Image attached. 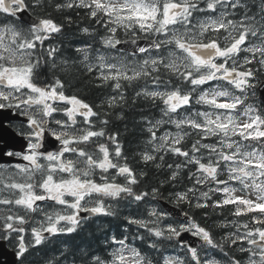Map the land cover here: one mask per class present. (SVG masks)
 Masks as SVG:
<instances>
[{"label": "clouds", "instance_id": "clouds-1", "mask_svg": "<svg viewBox=\"0 0 264 264\" xmlns=\"http://www.w3.org/2000/svg\"><path fill=\"white\" fill-rule=\"evenodd\" d=\"M88 2L25 0L24 10L30 13V18L17 15V7L10 0L0 3V67L30 64L29 82L34 87L47 90L59 82L62 85L59 92L79 97L95 112V116L85 122L80 113L71 105L62 104L58 98H41L43 102L34 99L30 108L21 110L33 121L34 130L41 131L35 140L40 148L45 146L43 131L54 139L58 137L61 142L75 139L77 143L68 145L70 151L59 160H49L47 153H40L37 164L30 171L23 170L29 167L27 164L23 169L0 164V201L7 199L10 202L9 208L0 207V233H4L0 239L11 238V245L17 249L13 233L4 230L10 212L13 216H22L25 221L21 231L25 251L22 258L18 257V264H194L190 251L193 247L199 250L200 264H205L206 256L214 258L215 264H250L254 258L255 264H262L258 259V247L234 244L244 231L239 225L248 223L253 227L250 220L237 218L233 209L213 208L209 202H215L217 198L241 196L247 199L258 195L253 187L255 171L248 173L254 179H240L237 174L238 182L228 183L231 169L240 168L242 164L225 163L223 154L237 145L251 152L264 150V141L250 142L236 135L240 124L256 116L264 118V99L260 94L264 90V52L254 57L251 53L245 56V49L241 48L234 55L193 66L187 50L176 46L178 39H187L195 45L213 38L225 46L229 43L224 35L206 32L201 26L199 13L208 0H187L194 13L191 20L182 25L177 21L176 26L167 29L169 35L163 38L156 31L159 20L150 22L153 26L148 28L139 26L135 20L114 22L102 13L92 18L84 7ZM126 2L105 0L114 8ZM69 3H79L81 7H66ZM141 3L156 9L162 8L168 0H141ZM235 3L242 6L234 8L222 4L221 7L226 8V15H231L234 20L241 16L247 19L252 33L249 36L251 45L264 44V0H235ZM5 9L11 10L12 14ZM76 9L86 11L78 19H68L66 14ZM40 18L55 20L60 28L54 37H50L57 50L52 56L47 55L44 46L28 47L37 35L43 37V33L35 31ZM222 18L216 17L218 21ZM73 24L76 25V38L84 43L74 45L69 42L72 33L68 29ZM106 40H111L112 44L118 40L119 44L113 47L106 44ZM156 44H161L162 50L157 51ZM139 48L147 49V52H140ZM206 51L215 54L214 49ZM245 58L253 61V75L243 89L234 87L230 77L221 78L223 71L215 78H209L213 71L211 63L219 61L247 68ZM109 64L122 73L127 70L130 76L136 74V78L98 79L107 73ZM186 69H191L188 80L183 76ZM116 83L120 85L118 89L114 86ZM154 92L162 95L153 96ZM170 93L186 96L190 102L170 111L163 103L164 96ZM0 94L22 98L33 95L22 88L9 90L4 84H0ZM237 98L239 103L235 108L225 110L217 106L235 103ZM4 107H8L7 102ZM12 109L20 114L16 108ZM80 111L82 113L83 109ZM197 124L206 126L209 131H197ZM220 124L229 127L217 128ZM14 125L18 134L31 135L29 129L19 123L14 122ZM150 126L162 129V136L179 139L184 151L190 155L171 154L161 139H152L148 131ZM92 129L97 135L82 141ZM202 136H207L208 142L201 139ZM112 137L116 138L115 142ZM114 143L119 145V155ZM57 149L63 152L61 143L55 148L49 147L52 153H57ZM146 153L150 158L145 157ZM193 158L215 166L216 179L197 171L191 163ZM125 168L133 173L131 178L123 171ZM220 177L225 180L223 188L218 184ZM130 179L134 182L130 183ZM13 182L46 199L32 208L17 207L15 200L20 193L5 187L6 183ZM42 185L50 191L44 192ZM121 187L124 191H120ZM177 192H184L187 199H178ZM260 194L264 195V190ZM76 203L78 209L71 206ZM198 203H209L207 211L199 212ZM97 207H102L104 212L90 211ZM73 216L75 224L67 219ZM124 221L127 223L122 226V231H117L116 226ZM178 221H184L185 226ZM49 223H54L57 231L42 235L41 243L34 244L32 229L43 230ZM195 225L211 233L214 247L210 248L194 234ZM185 231L195 239L182 241ZM65 233L75 234L79 240L74 242L64 237Z\"/></svg>", "mask_w": 264, "mask_h": 264}, {"label": "snow or ice", "instance_id": "snow-or-ice-1", "mask_svg": "<svg viewBox=\"0 0 264 264\" xmlns=\"http://www.w3.org/2000/svg\"><path fill=\"white\" fill-rule=\"evenodd\" d=\"M11 3L15 4L18 12H22L25 7V0H10ZM0 3H3V0H0ZM222 4H228L230 7L239 8L242 5L235 3V0H208L206 5H202V11L199 13L201 18L200 23L204 30L210 31L215 34H222L226 39L229 40L227 46L223 44H219L215 38L208 40L206 43L201 45H195L188 42L187 39L176 41V46L181 49H186L187 53L192 58V64L195 67H199L208 63L210 60H216L217 57H227L229 55H234L238 53L241 48L245 49V56L247 53H251L254 57L259 52H264V44L261 45H251L249 42V36L252 33L249 31V25L247 19L241 16L239 19L234 20L231 15H226V8H222ZM66 7H76L79 8L81 5L79 3H69L65 5ZM89 10V15L92 18L97 17L99 13H102L106 17H111L114 22H122L135 20L138 22L141 27L151 28L153 25L150 22H155L159 20V26L156 29L158 36L163 38L164 36L169 35L167 29L170 26H176L177 21L181 22V25L185 21H190L192 16L194 15L192 6L187 0H168V3L164 4L162 8H152L147 6L146 4H142L141 0H127V2L120 6L119 8H114L110 3L106 4L105 0H89L88 4L84 5ZM9 15H11V10L5 9ZM223 17L221 20H217V16ZM38 27L35 31L39 33H43V37L37 35L29 44L28 47L30 49H35L37 47H42L45 44H48L46 48V52L48 56H52L56 53V48L54 45L50 43V37H54L59 31V25L55 20L40 18L37 21ZM190 26V25H189ZM111 31L115 32V29ZM234 33V35H233ZM106 44H112L111 40H106ZM119 41L117 40L113 47L117 46ZM157 51L162 50L161 44L155 45ZM206 49H214L215 54L212 55L210 52L206 51ZM140 52L146 53L147 49L139 48ZM155 56V53H153ZM253 61L245 58V64L248 65L245 68L243 65L240 68H237L235 65L229 66L223 62L217 61V63H211L210 67L213 69L210 79L216 77L218 73L223 71V76L221 78H231V82L234 87L238 89H243L248 85L253 73L251 71ZM217 64L219 66H217ZM103 67V65H101ZM32 67L31 65H26L24 67H18L15 64H5L0 67V84H4L7 86L9 90L12 89H23L27 92L33 93V95H29L26 98L17 97V96H6L0 94V109H12L16 108L20 111V115L25 117L24 121H17L24 128L29 129L31 135H23V139L25 143L20 145L19 151L8 150L9 145L6 141H3V138L0 137V161L10 160L12 158H16L18 160H22L26 163H17L12 165V167L23 169V165L27 164L29 167L27 169H23L25 171H30L32 166H35L40 158V153H47V159L49 160H59L61 155H67L68 151H70L68 145L77 143L75 139H68L64 141H59V138H53L49 135L48 132L43 131L44 137V147L40 148V146L35 143V140L40 137L41 131H35V125L31 119L24 115L21 111L24 108H30L31 102L34 99L41 100L47 98H58L62 104L71 105L73 109L80 113L83 120L88 122L90 118L95 116V112L91 108L90 105L80 100L79 97L68 96L58 91V88L62 87V85L57 82L56 85L50 86L45 89L36 88L32 83L29 82V76L31 74ZM184 79L188 80L191 78V69H186L183 73ZM136 78V74L129 75L128 71L125 70L123 73L119 70V68H115L113 65H108L107 73L101 74L98 79L103 81H118L120 79H134ZM195 83V81H193ZM203 83V80L200 81ZM117 89L120 87L119 83L114 85ZM162 94L153 93V96L159 97ZM43 98V99H41ZM8 103V107H4V103ZM189 98L186 96H182L178 93H170L164 96L163 103L169 106L170 111H176L178 108H183L189 103ZM239 103V99L237 98L235 103H221L217 105L221 109L230 110L235 108ZM81 109L83 112L81 113ZM6 116L3 113H0V129L4 127V121ZM179 127V125H177ZM217 128H228L227 124L216 125ZM196 130L201 132H208L209 129L205 127H201V125H196ZM148 131L151 133L152 139L157 140L161 139L164 143L165 148L171 152V154L179 156V157H187L190 154L184 151L183 145L179 139L171 135L162 136V129H158L155 126H150ZM97 135L95 129H92L88 132L87 135L82 137V141H87L89 137H95ZM236 135L238 137L245 138L246 141L255 142V141H264V118L260 116H256L250 119L249 122L240 124ZM114 142L116 140L115 137L111 138ZM205 142H208L207 136H202ZM57 143H61L63 147V152L60 149H57V153H52L49 151V147L55 148ZM113 147L115 148V152L119 155V145L114 143ZM39 149V151H37ZM193 151H196L195 146H193ZM210 151H215V149H210ZM250 153V154H249ZM146 158H150L148 154H145ZM223 160L225 163H236L242 164L240 168H232L230 175L231 180L228 183H237L236 175L239 174L240 179L251 180L253 177L249 176L248 173L250 171L256 172L255 180L256 182L253 184L255 190H257L256 198H244L241 196L237 197H225L223 199L217 198L215 202L211 203L213 208L217 209H233V215L237 218L243 219L248 218L253 225V227H249L248 223H243L239 225L244 231L239 235V238L234 240V244L244 245H252L254 247H258L260 251V255L258 259L264 264V195H261V190H264V150H257L256 152H251L250 149H241L239 146L233 147L230 152H225L223 154ZM192 166L197 169V171L204 173L206 176H210L213 179H216L215 172L216 168L208 161H204L201 159L193 158ZM0 164H8V163H0ZM219 164V161H217ZM220 167H223V164H220ZM125 173L129 175L131 178L133 173L130 169H123ZM130 183L134 182L133 179L129 180ZM218 184L220 187H224L225 180L224 177H220ZM5 187H11L14 192L20 193L18 199L15 200V205L17 207H25L32 208L35 203H40L46 199L43 195H36L29 191H26V186L10 183L5 184ZM43 191H50L49 187H45L42 185ZM120 191H124L121 187ZM226 191V189H225ZM176 197L180 200H186L187 197L184 192H177ZM139 199V196L137 197ZM209 203H198L196 207L200 209H207L209 207ZM239 205V207H237ZM73 208L78 209V203L71 205ZM0 207L9 208L10 202L5 199L0 201ZM90 211L95 213H103L104 209L102 207H97L94 209H90ZM64 219V218H58ZM70 223L75 224L76 218L75 216L67 218ZM6 223L4 225V230L6 232H12L17 240V257L22 258L25 248H24V237L21 235L22 226L25 221L22 216L16 215L13 216L10 212L6 217ZM130 223L132 221H129ZM182 226H185L184 221H178ZM71 230V229H69ZM57 231L54 223H49L46 228L43 230H37L36 228L32 229L31 239L34 244H40L42 240V235H47L49 233H55ZM194 234H198L200 238L206 241L209 247H214L215 243L212 239L211 233H209L205 228L200 225H195L193 228ZM187 232L185 231V234ZM4 233H0L3 235ZM181 239L183 237L181 236ZM192 252L194 264H200L199 262V250L194 247L190 249ZM247 255V251L245 252ZM255 259H253L250 264H255ZM205 264H215L214 258L210 256H206Z\"/></svg>", "mask_w": 264, "mask_h": 264}, {"label": "water", "instance_id": "water-1", "mask_svg": "<svg viewBox=\"0 0 264 264\" xmlns=\"http://www.w3.org/2000/svg\"><path fill=\"white\" fill-rule=\"evenodd\" d=\"M17 15L21 17H29L30 14L23 10L22 12H18ZM261 98L264 99V90L261 91ZM0 113H3L6 116V119L4 121V127L3 129H0V137L3 138V141H6L9 145L8 150H14V151H19L20 150V145L25 143L23 137L18 136L11 128L7 126V123L11 121H24L22 117L19 115H14L12 114L11 110L8 109H0ZM21 161L12 158L10 160H5V161H0V163H20ZM183 239H195L190 236L188 233L182 234ZM0 264H17V256L16 253L12 250H8L6 247V243L4 241H0Z\"/></svg>", "mask_w": 264, "mask_h": 264}, {"label": "trees", "instance_id": "trees-1", "mask_svg": "<svg viewBox=\"0 0 264 264\" xmlns=\"http://www.w3.org/2000/svg\"><path fill=\"white\" fill-rule=\"evenodd\" d=\"M86 11V10H81V9H76L75 11H69V13L66 14V16L68 17V19L72 20V19H78L79 16L83 15V12ZM94 22V20H93ZM66 27H68V25L66 24ZM99 27V26H98ZM75 29H76V25H71V27L68 29L69 32L72 33V35L69 37V42L74 44V45H79V44H82L84 43L85 41H83L82 39H79V38H76L75 36ZM50 43H54V41H50ZM45 48L48 47V44H45L44 45ZM121 127V130H123L122 126ZM199 212H206L207 209H201V210H198ZM205 219H207V216H205ZM126 221L124 222H121L120 225H117L116 226V229L117 231H122V226L123 225H126ZM64 237L66 238H71L73 239V241L75 242L76 240H79V236H76L75 234H69V233H65L63 234ZM82 243V241H81Z\"/></svg>", "mask_w": 264, "mask_h": 264}, {"label": "flooded vegetation", "instance_id": "flooded-vegetation-1", "mask_svg": "<svg viewBox=\"0 0 264 264\" xmlns=\"http://www.w3.org/2000/svg\"><path fill=\"white\" fill-rule=\"evenodd\" d=\"M14 112H16V111H14ZM23 136V135H22Z\"/></svg>", "mask_w": 264, "mask_h": 264}]
</instances>
